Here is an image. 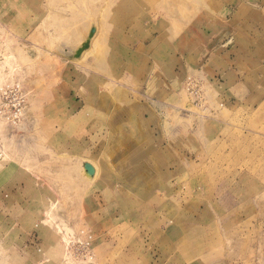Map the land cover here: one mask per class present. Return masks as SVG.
<instances>
[{"label": "rangeland", "instance_id": "1", "mask_svg": "<svg viewBox=\"0 0 264 264\" xmlns=\"http://www.w3.org/2000/svg\"><path fill=\"white\" fill-rule=\"evenodd\" d=\"M122 1L0 0V264H264V0Z\"/></svg>", "mask_w": 264, "mask_h": 264}, {"label": "built area", "instance_id": "2", "mask_svg": "<svg viewBox=\"0 0 264 264\" xmlns=\"http://www.w3.org/2000/svg\"><path fill=\"white\" fill-rule=\"evenodd\" d=\"M27 95L20 84L14 83L0 88V123L17 125L26 110ZM88 246L84 244L83 247Z\"/></svg>", "mask_w": 264, "mask_h": 264}, {"label": "water", "instance_id": "3", "mask_svg": "<svg viewBox=\"0 0 264 264\" xmlns=\"http://www.w3.org/2000/svg\"><path fill=\"white\" fill-rule=\"evenodd\" d=\"M84 47H86V44L83 46V48ZM84 168L89 175L93 174V168L90 165H85Z\"/></svg>", "mask_w": 264, "mask_h": 264}, {"label": "bare ground", "instance_id": "4", "mask_svg": "<svg viewBox=\"0 0 264 264\" xmlns=\"http://www.w3.org/2000/svg\"><path fill=\"white\" fill-rule=\"evenodd\" d=\"M117 1V0H116ZM115 2V1H114ZM115 4V3H113ZM120 4H127V0H123Z\"/></svg>", "mask_w": 264, "mask_h": 264}]
</instances>
